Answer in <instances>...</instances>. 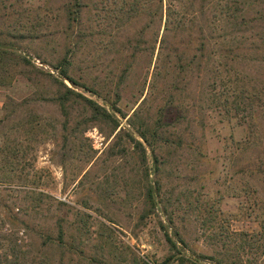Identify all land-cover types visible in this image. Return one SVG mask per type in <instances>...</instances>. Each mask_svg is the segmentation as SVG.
Returning <instances> with one entry per match:
<instances>
[{"label": "rangeland", "instance_id": "374dc122", "mask_svg": "<svg viewBox=\"0 0 264 264\" xmlns=\"http://www.w3.org/2000/svg\"><path fill=\"white\" fill-rule=\"evenodd\" d=\"M84 1L87 7L82 20L88 26L116 33L119 41L123 35L131 37L139 28L137 22L123 32L115 19L108 25L107 14L111 15L110 11L124 0ZM12 2L14 7L0 8V25L25 35L17 40L21 47L18 51L44 73L56 74L50 62H40L35 51H40L47 61L61 55L68 35L62 33L67 15L64 7L72 0L6 3ZM12 9L28 10L22 16L12 14L8 20L1 16ZM38 20L44 23L40 31L54 33V40L48 36L32 42L28 38L35 32L31 25ZM222 30L223 27L218 32ZM146 32L145 39L149 40L152 30ZM263 32L264 26L259 24L249 34L258 37ZM108 38L93 37L77 55L79 67L86 69L92 60L99 64L92 76L100 79L109 61L106 53L102 54ZM155 54L156 51L150 65L149 52L138 54L121 86L118 106L126 117L117 115L123 127H127V117L148 93L150 74L146 82L144 78L153 68ZM225 63L230 64L223 58L214 60L221 74L219 88L222 83L231 86L232 97L244 87L245 94L237 99L252 96L254 83L264 89L262 66L254 62L233 64L242 70L236 75ZM22 69L26 68L14 66L11 83L0 85V264H42L45 250L37 231L50 222L56 199L70 202L74 213H84L82 220L80 215L69 216L73 243L77 251H82L68 255L70 264H264V229L260 227L264 222V90L255 101L252 116L242 104L229 117L224 116L222 108L206 110L203 128L195 117L190 124L184 121L183 129L190 128L185 130L183 147L163 157L166 160L158 173L151 167L148 151L149 179L152 184L158 181L161 202L157 211L141 222L139 191L131 178L138 177L140 171L134 170L132 145L122 141L113 147L114 151L126 147V156L113 155L109 149L119 128L109 137L95 126L84 135H69L68 130H62L58 106L48 100L55 89L50 79L38 72H19ZM73 75L80 84L74 86L64 80L69 87L103 102L81 86L86 80L91 83L89 75L83 74L84 79L78 72ZM157 153L165 156L164 151ZM84 166V172L88 170L86 177H82L84 172L78 175ZM39 191L49 195L40 203L31 198L35 195L32 192ZM11 214L17 218L16 228L7 219ZM166 233L176 242L175 247L167 241ZM177 235L184 243L178 242ZM13 241L21 245L19 255L11 253ZM53 257L59 264L60 252L54 251Z\"/></svg>", "mask_w": 264, "mask_h": 264}, {"label": "trees", "instance_id": "16d2710c", "mask_svg": "<svg viewBox=\"0 0 264 264\" xmlns=\"http://www.w3.org/2000/svg\"><path fill=\"white\" fill-rule=\"evenodd\" d=\"M6 2L9 0H0V8H12L15 5V2L9 4ZM123 2L122 5L110 11L112 16L107 14V18L110 19L108 25L111 24L112 19H115V25L119 26L118 28H121L123 32H126L128 26L137 22L140 25L131 37L123 35V40L120 41L116 33L109 34L106 29H96L92 24L88 26L83 22L82 12L87 7L84 0H72L65 5L67 15L63 19L62 33L68 35L64 37L67 42L62 45L63 52L57 59L47 61L40 51H35L36 56L41 59L40 62H50L56 74L44 73L32 64L26 54L18 51L21 47L17 40L26 37L25 35L15 28L8 31L4 24L0 25V85H9L13 76V67L21 65L26 69L19 72L24 74L38 72L50 79V84L55 89L48 100L58 106L62 116V130H68L69 135H84L91 126H95L102 135L109 137L119 128L112 138L113 143L109 149L113 155L126 156V147L118 151H114L113 147L121 144L122 141L132 145L135 155L134 170L140 173L136 174V176L139 175L138 177L135 178L132 175L131 178L133 186H137L139 191V201L142 205L139 219L142 222L157 211L161 202L158 181L152 184L149 179L151 172L148 151L152 158L151 167L155 173H158L166 160L163 157L174 154L176 150L183 147L186 139L185 130L190 128L183 129L184 121L190 124L195 117L197 125L203 128L206 110L222 108L224 116L229 117L230 114H235L234 111L239 110L242 104V107L248 110L249 116L254 114L253 111L257 106L255 101L259 99L264 89L258 88L254 83L252 96H246L243 100L237 99V96L245 94L244 87L239 95L235 93L232 97L231 86L222 83L219 88L221 74L214 65V60L223 58L229 61V65L225 64L228 70H234L236 75L242 73L241 69L233 65L237 63L254 62L264 69V32L262 36H258L260 39L257 35L249 34V31L259 24L264 26V0H233L231 2L124 0ZM25 10L12 9L1 16H7L8 20L12 14L24 15ZM31 26L35 30L28 35L32 42L55 36L54 33L40 31L39 28L44 26L40 20ZM221 27L223 30L219 33L218 30ZM149 29L152 30V35H149V40H146V31ZM97 35L109 36L102 53L105 52L109 58L103 79L97 75L92 76L93 69L97 71L99 67L96 61L92 60V64L86 66L87 70L79 67L77 62L80 50ZM52 38L51 40H54V37ZM147 43L149 46L146 47ZM44 45V48H47V43ZM155 51L153 68L151 72L145 73L144 78L146 82L147 75L150 74L148 93L127 117V127H123L119 116L124 118L126 113L118 106L121 99V86L129 77L138 54L149 52L150 65ZM77 72L82 79H84L83 74L89 75L91 83H86V80L81 83V86H86L92 96L101 98L102 103L91 96H85L65 83L64 80H68L72 85L78 86L80 82L73 75ZM143 90L144 88L141 89L142 93ZM103 127L108 128V131L105 132ZM63 138L66 140L65 136ZM158 151H164L165 156L157 153ZM85 168L86 166L79 171L78 175L82 174ZM87 173L88 170L82 174V177H86ZM32 193L35 195L31 198L38 203L49 196L42 191ZM55 201L56 210L50 215V222L44 223L37 231L45 250L41 262L56 264L53 253L59 251V264H70L68 255L82 251H77L73 243V236L69 232V225H71L69 216L80 215L79 218L82 220L84 213L79 211L74 213L73 205L66 200L56 199ZM7 219L14 228L17 227L15 215H7ZM23 224L27 225L24 222ZM260 227L264 229L263 221ZM165 235L171 246L175 247L176 242L167 233ZM177 240L184 243L179 236ZM20 247L21 245L13 241L11 253L19 255Z\"/></svg>", "mask_w": 264, "mask_h": 264}, {"label": "built area", "instance_id": "2783aa9c", "mask_svg": "<svg viewBox=\"0 0 264 264\" xmlns=\"http://www.w3.org/2000/svg\"><path fill=\"white\" fill-rule=\"evenodd\" d=\"M204 264H210L209 262H205Z\"/></svg>", "mask_w": 264, "mask_h": 264}]
</instances>
